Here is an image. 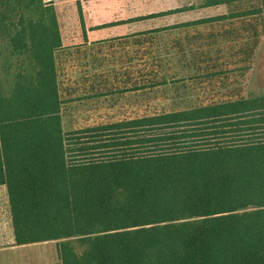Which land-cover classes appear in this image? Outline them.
<instances>
[{"label":"trees","instance_id":"obj_1","mask_svg":"<svg viewBox=\"0 0 264 264\" xmlns=\"http://www.w3.org/2000/svg\"><path fill=\"white\" fill-rule=\"evenodd\" d=\"M220 5L64 47L51 2L0 0V185L19 244L58 241L60 264H264V90L247 88L264 0L98 27Z\"/></svg>","mask_w":264,"mask_h":264},{"label":"rangeland","instance_id":"obj_2","mask_svg":"<svg viewBox=\"0 0 264 264\" xmlns=\"http://www.w3.org/2000/svg\"><path fill=\"white\" fill-rule=\"evenodd\" d=\"M49 2L48 0H43ZM86 1V0H82ZM101 3L98 8H102L103 14L94 21H114L127 20L140 15L156 13L175 8H184L192 4H198V0H99L85 2L86 13H91L93 6ZM57 11L60 18L61 33L64 44L69 45L81 40V29L79 25L78 8L76 4L67 2L57 3ZM226 11V7H213L207 9L187 10L182 13L167 15L160 18L148 19L137 23L127 22L121 26L118 32L129 33L131 31L142 30L150 27L174 24L184 20H192L206 16H212ZM108 33L103 30L100 34ZM247 88L250 92L264 90V35L260 37L257 49V60L253 69L247 76Z\"/></svg>","mask_w":264,"mask_h":264},{"label":"crops","instance_id":"obj_3","mask_svg":"<svg viewBox=\"0 0 264 264\" xmlns=\"http://www.w3.org/2000/svg\"><path fill=\"white\" fill-rule=\"evenodd\" d=\"M51 2L55 8L57 19L59 22L60 27V18L57 11V3L60 1L67 2L70 4H76L79 2L80 6V12L78 11L79 16V25L81 29V40L79 42L66 45L63 41V36L61 33V27H60V35L62 44L64 47L67 46H75L80 44H86L87 46H90L93 42L107 40L114 37L119 36H125L129 34H133L136 32L148 30L151 28L156 27H150L142 30H136L131 31L129 33H121L118 32L121 28V26L127 25L126 23L118 24V25H111V26H105V27H98L102 24H107L111 22H116L120 20H114V21H101L96 22L94 21L96 18L99 17V14H103L102 8H98V6L102 5L101 3L96 4L92 8L91 13H86L85 11V2H94L99 0H48ZM224 5L216 6V7H223ZM78 8V7H77ZM207 8H213V7H207ZM203 8V9H207ZM141 16V15H140ZM137 17V16H136ZM164 17V16H163ZM160 18V17H158ZM154 19V18H153ZM148 20V19H145ZM144 21V20H141ZM141 21H134L132 23H137ZM188 21V20H184ZM183 22V21H180ZM168 25V24H165ZM164 25V26H165ZM170 25V24H169ZM161 27V26H157ZM105 30L108 33L101 35L100 33ZM87 69L89 71H92L97 68L96 65H88ZM75 71L80 70V72H77L76 74L81 73L82 68L81 67H74ZM58 241L55 240H49V241H40V242H33V243H23L19 244L16 241V235L14 232V228L12 225V218L10 214V207H9V200H8V193L7 188L5 185H0V264H60V260L58 257V250H57V244Z\"/></svg>","mask_w":264,"mask_h":264}]
</instances>
